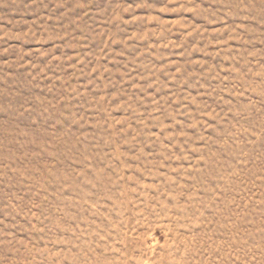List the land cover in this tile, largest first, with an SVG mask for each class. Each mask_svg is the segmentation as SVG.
Instances as JSON below:
<instances>
[{
    "label": "rangeland",
    "instance_id": "1",
    "mask_svg": "<svg viewBox=\"0 0 264 264\" xmlns=\"http://www.w3.org/2000/svg\"><path fill=\"white\" fill-rule=\"evenodd\" d=\"M0 264H264V0H0Z\"/></svg>",
    "mask_w": 264,
    "mask_h": 264
}]
</instances>
